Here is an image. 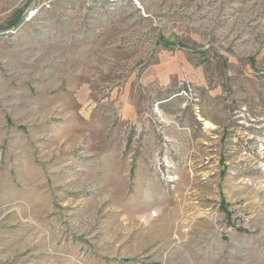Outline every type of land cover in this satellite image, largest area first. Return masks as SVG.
Masks as SVG:
<instances>
[{
  "label": "rangeland",
  "instance_id": "obj_1",
  "mask_svg": "<svg viewBox=\"0 0 264 264\" xmlns=\"http://www.w3.org/2000/svg\"><path fill=\"white\" fill-rule=\"evenodd\" d=\"M25 2L0 264H264V0Z\"/></svg>",
  "mask_w": 264,
  "mask_h": 264
},
{
  "label": "water",
  "instance_id": "obj_2",
  "mask_svg": "<svg viewBox=\"0 0 264 264\" xmlns=\"http://www.w3.org/2000/svg\"><path fill=\"white\" fill-rule=\"evenodd\" d=\"M30 2H32V8H36L38 6V0H26L25 5H28ZM22 11H18L16 15L14 16L13 20L16 21L15 24L11 27V29H6L3 31H0V37H6V36H11L13 33H15L23 24L26 22L28 19L27 17L21 16Z\"/></svg>",
  "mask_w": 264,
  "mask_h": 264
},
{
  "label": "bare ground",
  "instance_id": "obj_3",
  "mask_svg": "<svg viewBox=\"0 0 264 264\" xmlns=\"http://www.w3.org/2000/svg\"><path fill=\"white\" fill-rule=\"evenodd\" d=\"M30 18H31V17H30ZM204 125H205V126H208V127H209V126H210V127L212 126V124H211L210 122L206 121V120H205Z\"/></svg>",
  "mask_w": 264,
  "mask_h": 264
},
{
  "label": "built area",
  "instance_id": "obj_4",
  "mask_svg": "<svg viewBox=\"0 0 264 264\" xmlns=\"http://www.w3.org/2000/svg\"><path fill=\"white\" fill-rule=\"evenodd\" d=\"M35 12V10H31V11H29V14L31 13V14H33ZM30 15H27L26 17L28 18Z\"/></svg>",
  "mask_w": 264,
  "mask_h": 264
}]
</instances>
